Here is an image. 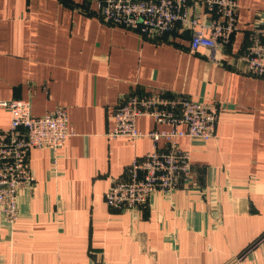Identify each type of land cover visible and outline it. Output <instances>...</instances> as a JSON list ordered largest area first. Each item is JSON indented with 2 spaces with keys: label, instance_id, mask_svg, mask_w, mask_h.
Instances as JSON below:
<instances>
[{
  "label": "crops",
  "instance_id": "crops-1",
  "mask_svg": "<svg viewBox=\"0 0 264 264\" xmlns=\"http://www.w3.org/2000/svg\"><path fill=\"white\" fill-rule=\"evenodd\" d=\"M238 2L230 42L192 52L190 29L145 38L104 22L98 0H0V99H28L34 115L64 106L72 132L57 151L31 149L35 187L12 226L0 213V264H264V76L239 59L264 0ZM154 91L217 103L216 136L181 139L190 184L112 208L106 190L153 148L110 138L114 112ZM10 117L0 108V126ZM136 125L163 127L150 115Z\"/></svg>",
  "mask_w": 264,
  "mask_h": 264
},
{
  "label": "built area",
  "instance_id": "built-area-1",
  "mask_svg": "<svg viewBox=\"0 0 264 264\" xmlns=\"http://www.w3.org/2000/svg\"><path fill=\"white\" fill-rule=\"evenodd\" d=\"M202 11L197 10V5ZM238 0H98L97 15L106 23L136 31L145 38H161L177 29H190V50L213 52L228 44L239 30ZM250 42L239 59L244 72L264 76V25H254ZM215 58V57H214ZM0 108L10 112V124L0 126V213L12 226L19 218L24 194L35 187L29 154L33 148L57 151L72 134L68 113L57 106L34 115L28 99H0ZM219 105L185 94L167 96L159 91L123 98L114 112L110 138L132 141L149 136L153 148L132 158L125 175L114 180L105 192L106 203L115 209H137L149 203L155 192H170L190 184L191 154L182 148V138L208 140L216 136ZM150 115L163 127L141 132L140 116ZM163 140V144L160 141Z\"/></svg>",
  "mask_w": 264,
  "mask_h": 264
}]
</instances>
